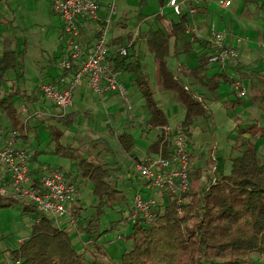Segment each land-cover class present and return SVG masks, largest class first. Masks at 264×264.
<instances>
[{
  "label": "trees",
  "instance_id": "obj_1",
  "mask_svg": "<svg viewBox=\"0 0 264 264\" xmlns=\"http://www.w3.org/2000/svg\"><path fill=\"white\" fill-rule=\"evenodd\" d=\"M244 1L246 5L254 3L264 10V0ZM190 24V13L182 12L168 28L151 26L138 33L144 37L147 48L153 55L162 86L175 93L185 107L183 118L175 126L191 135L195 118L207 115V108L204 99L191 90L185 77H198L201 83L213 91L220 86L222 79L219 76L228 81L233 79L224 70L206 77L211 63L210 39L197 35L194 39L200 41L203 51L207 49L204 52L200 50V63L192 67L182 62L177 72L170 67L173 36H185V48L192 47V41L186 34ZM133 36L132 31L111 35L109 57L117 69L130 73L129 88L133 87L141 92L149 114L146 119L147 129L158 128V133L148 145V152H162L168 156L175 131H167L164 127L170 124L169 117L155 95ZM126 42H130V46L124 54L118 50V46ZM24 55V49H4L0 56V81L6 78L10 69H24ZM78 65L79 62H73L74 68ZM237 69L242 78L249 77L238 65ZM70 72L71 70H65V73ZM261 78L264 82V74ZM36 91L43 94L40 86L31 93L20 87L12 88L6 96L0 97V111L12 117L17 116L18 107L14 98L23 95L26 101ZM242 96L233 98L229 105L243 103L245 99ZM260 99L264 102V85ZM80 115H90V110H68L64 115H59L58 119L70 126ZM132 124L128 123V129L116 133L127 152H133L135 148V134L130 130ZM237 127V145L240 153L231 158L229 171L221 170L208 184L196 187V181L201 177V169L199 166L192 167L191 162L190 184L181 201L177 195L167 192L166 201L159 203L153 219L147 220L138 215L131 221L130 232L126 236L132 239V244L123 250L119 264H253L256 263L252 258L254 252L264 255V158L261 157L256 144V140L264 136V128L257 134L258 129L262 127L257 128L256 123L246 126L237 123ZM63 133L60 127L53 126L51 140L55 141L54 152L71 156L73 151H77V147L62 142ZM78 157V174L93 182V192L98 197L95 216L85 225L86 230L95 234L97 239L100 235L117 229L118 219L111 220L110 226H103L101 216L107 207L113 206L119 199H127V196L123 188L116 186L111 180L115 171L107 160L96 161L88 155ZM65 173L72 175L67 170ZM14 203H20L23 211L37 212L38 217L32 223L30 236L10 252L11 258H21L20 264L98 263L99 254L93 253L94 259H88L86 253L76 247L69 231L58 226L52 217L36 204L11 194H0V206H10ZM80 209V205L74 204L76 217ZM129 209L133 210L134 205L131 204ZM95 245L100 251V244ZM100 256H104V253H100Z\"/></svg>",
  "mask_w": 264,
  "mask_h": 264
},
{
  "label": "rangeland",
  "instance_id": "obj_2",
  "mask_svg": "<svg viewBox=\"0 0 264 264\" xmlns=\"http://www.w3.org/2000/svg\"><path fill=\"white\" fill-rule=\"evenodd\" d=\"M114 1L118 5V10L112 14L110 35H117V32L122 29L118 24L120 19H122V25L125 24V22H123L125 21L124 19L127 20V29H137L138 17L141 13L148 16L143 27L150 25L152 21H154V25L163 26L166 23L164 21L166 17L163 16L164 14L159 13L162 6H164L166 16H171L174 19L177 18L172 8L163 5L161 0ZM207 1V6L212 10V14L211 12L204 14L199 11L191 14V16H193L199 26L208 25V28H212L213 26L215 28L225 27L229 31L227 36L232 40L235 37H240L239 49L244 50V52L249 49V53H240L239 63L237 65L240 69L244 67L245 70L243 72H247L249 77L242 78L237 66H233L229 71V75L233 80L228 81L225 80L223 76H219L222 81L216 91L208 89L206 85L201 83L198 77H185L191 90L196 94L202 95L200 96L204 99L207 108V115H201L195 118L191 135L189 134L192 137L191 146L189 147L190 168L192 162V167L199 166L201 169V177L196 181V187L208 184L211 178L216 176V173H220L221 170L229 171L231 158L240 153L239 146L237 145L239 141L237 140L239 134L238 127L236 126L237 118L242 119V122H238L239 125L246 126L250 123H256L257 128L262 127L260 130L258 129L257 134L264 128V102L260 99V92L264 85L260 77L264 74V10L261 7H257L254 3L246 5L244 0H232L231 5L227 7L221 5V1L223 0ZM15 2V9H17L15 24H20L24 28L14 27L13 31L19 41L20 47H27L29 50L25 74L19 77L20 80H18L17 77L13 80L15 87H18L27 85V81H31L30 83L37 81L41 72L46 74L54 71V62L56 64L57 61L52 58L54 50L50 46L47 47L46 35L47 28L49 27L48 18L50 17L52 21H55L58 20L59 17L56 13L50 11L46 1L43 2L40 0L37 2V4H39V14H33L35 11L32 7L35 3L34 0H15ZM205 2L206 0H202L201 2L200 0H186V3L182 7L185 9L190 5H196V3L202 5V3ZM4 6L9 8L8 4ZM198 9L200 10L201 8L198 7ZM104 10L105 8L103 7L101 12H104ZM221 16H223V20ZM229 29H231V31ZM84 33L90 34L88 26L85 28ZM133 34L135 35L133 40H136L139 54L145 65L155 95L161 106L165 109L170 123L172 126H175L176 123L183 118L185 107L175 93L162 86L158 77L155 60L152 53L147 48L144 37L138 32H133ZM178 39L179 40L175 39L173 36L172 49L169 56V65L176 72L179 64L182 62L188 66H197L200 63V52L207 50L205 48L203 51L200 43H193L191 48L186 49L185 36ZM125 44H130V42L120 45ZM42 47L48 49V54L52 58V63L47 58L48 56L43 57L41 55ZM240 59L245 61L247 63L246 65L249 66L243 65ZM215 67L223 69L222 66L211 62L206 77L214 72ZM11 71L16 75V70ZM17 72L18 74L22 73L20 69H17ZM235 79L243 81L247 91L246 94L243 96L241 95L245 99L243 103L230 106L229 102L233 98L240 96V89L233 86ZM5 85L6 88L11 87L7 82ZM129 90L134 95L135 90L137 91L136 97L131 98L133 110L136 112L133 119H129L131 109L126 107L125 102L120 96L116 97V100L108 105H104L101 101L98 103L96 102L94 106V116L93 114L92 116L80 115L70 126L61 122L56 112L50 113L44 108H32V106L29 108L28 104H26V106L30 111L36 109L44 110L45 117H28L29 119L26 121L24 119L25 117H16L13 119V126L19 132H28L34 145L41 149L39 155L41 161L52 163V165L61 164L64 170L69 171L75 177L78 189H80V200H82L86 206L84 207L79 203L81 209L77 214V221L73 226L80 223L83 232L87 234H89V232L86 230L85 225L91 217L95 216V206L98 197L93 192V182L83 177L81 174H78L76 165V161L79 158L78 156L88 155L91 159L96 161L99 159L107 160L110 167L115 171L111 180L116 186L123 188L127 196V199H119L113 203V206L107 207L106 212L101 216L102 225L110 226L111 220L116 219L119 220V224L131 225L128 214L132 212L129 208L131 204H134V194L138 191L137 183H139V177L134 176L131 178L128 171L136 170L138 161L141 158L139 156L130 158L131 152H127L126 149L122 147L116 133L122 129H128V123H133L130 129L135 134V148L133 152L136 151L140 153V155L144 154L149 142H151L154 135L158 133V131L151 132L149 138L144 136L143 133L147 130V127H144L145 117L149 115L147 106L139 90L133 87H130ZM82 93V97L84 98L89 96V90L85 89ZM20 98L21 97H17L15 99L16 103ZM3 114L7 116L4 111H0V118ZM111 123L114 124V126H109ZM2 124L3 122L1 123L0 121V130L4 127ZM54 125L60 127L64 132L61 137L62 142L77 147V151H73L71 156H65L54 152L55 141L51 140V130ZM256 144L259 148L261 157L264 158V136L258 138ZM214 154H217V163ZM160 201L165 202L166 196L164 195L163 199L160 197ZM37 215V212L23 211L20 203H14L10 206H0V250L10 253L12 249L19 247L21 241L30 236L32 223ZM130 228L129 226L128 232H130ZM119 230L112 229L100 235L99 239H97L98 244L101 246V252L96 249V246L91 245V247L85 251L87 258L93 260V253H95L99 254L97 255L99 256L97 264H119L121 253L126 247L132 244V239L130 237L119 236ZM120 231L125 230L121 228ZM69 233L74 244L77 245L74 231H70ZM102 252L104 256H100ZM252 258L256 261V263L253 264H264V255L254 252ZM109 259L111 261H109Z\"/></svg>",
  "mask_w": 264,
  "mask_h": 264
},
{
  "label": "built area",
  "instance_id": "obj_3",
  "mask_svg": "<svg viewBox=\"0 0 264 264\" xmlns=\"http://www.w3.org/2000/svg\"><path fill=\"white\" fill-rule=\"evenodd\" d=\"M184 0H168L167 5L175 13H182ZM232 0H223L221 5L227 7ZM108 15L100 14V0H52L51 6L63 20L62 37L64 55L60 59V74L56 78L43 79L40 88L46 98L55 106L58 115H64L74 102V90L82 80L91 87L99 98L108 93L118 94L128 109H132L129 85L122 76V70L115 67L110 59V32L112 13L117 5L109 4ZM197 11V6L188 8V13ZM164 14V9L159 11ZM97 22L91 44L82 40V25L84 21ZM227 28L211 30L210 61L223 68L237 66L239 63L238 41H232L227 36ZM137 33V32H136ZM135 35L133 36V38ZM130 44L118 46V50L126 54ZM79 62L74 68L73 62ZM65 70H71L65 73ZM233 86L239 88L240 95L246 94L247 88L240 79H235ZM201 98V97H200ZM26 117L44 115V110L30 111L22 107ZM54 112V113H55ZM165 129L174 130L169 155L153 153L138 161L137 169L146 182L145 190L139 189L134 194V209L128 214L131 221L141 215L144 219H153L155 209L163 196L171 192L182 200L183 193L190 184V154L192 137L183 129L167 124ZM20 132L11 130L0 133V194H11L36 204L47 212L55 223L61 227L62 218L67 217L70 224L77 221L73 204L78 195V186L73 175L68 176L64 169L51 164L32 165V152L20 140ZM216 163L217 154H214ZM215 179V176H214ZM21 258H0V264H20Z\"/></svg>",
  "mask_w": 264,
  "mask_h": 264
},
{
  "label": "crops",
  "instance_id": "obj_4",
  "mask_svg": "<svg viewBox=\"0 0 264 264\" xmlns=\"http://www.w3.org/2000/svg\"><path fill=\"white\" fill-rule=\"evenodd\" d=\"M13 1V2H12ZM35 3L33 4V10H35L33 12V14H39V10H38V6L39 4H37V2H39L40 0H34ZM41 1H46L49 5V9L50 11L54 12L53 9H52V6H51V3H52V0H41ZM111 1H114V0H100L101 2V7H100V14L105 16V15H108L109 13V4ZM162 1V4L163 5H167V1L168 0H161ZM202 0H200L201 2ZM12 2V4H11ZM115 2V1H114ZM15 0H0V56L2 55L4 49L6 47H12V48H16L18 51L24 49L25 50V55H24V69L23 68H20V67H16L14 69H10L7 74H6V78H4L3 80L0 81V97H4L7 95L8 91L11 90L12 88H16L15 85H14V79L15 77L19 79L20 76H22L23 74H25V70H26V67H27V56L29 54V50L27 47H24V48H21L20 45H19V41L16 37V35L14 34V27L16 28H24L22 25L20 24H15V21H16V18H17V9H15ZM116 3V2H115ZM186 3V0H184L182 6ZM9 5V8H7L6 6L4 5ZM208 4V1L206 0L205 3H202V5H200L199 3H196V5H190L189 7L191 6H197V11L196 12H203L204 14H207L209 12H211L212 14V10L209 9V7L207 6ZM117 5V3H116ZM168 6V5H167ZM105 8L104 12H101L102 8ZM170 7V6H169ZM183 8L182 7V10L183 12H188V8ZM198 7H200L201 9L199 10ZM162 8L164 9V6H162ZM118 10V5H117V8L115 10V12ZM113 12V13H115ZM174 12V11H173ZM195 12V13H196ZM56 13V12H54ZM112 13V14H113ZM160 13V12H159ZM175 13V12H174ZM59 17L58 20H55V21H52L51 18L49 17L48 20H49V27L47 28V47H51L54 51L52 53V58L53 60L57 61V63L55 64L54 62V71H51L49 73H46V74H43L42 72L40 73V76L38 78L37 81H34L32 83H30L31 81H27V85L25 86H18L22 89H25L27 90L28 93H31L32 91L36 90V87H39L40 86V82L43 80V79H48V78H56L60 72H61V69H60V66H59V62H60V59L62 58V56L64 55V42H63V37H62V29H63V20H62V17L56 13ZM161 14V13H160ZM177 15V18L174 19L173 17H168L166 16L165 14V11H164V17L165 18V24L163 25V27L165 25V28H168L172 21L174 20H177L179 15L181 14H178V13H175ZM147 15H144V14H140L139 17H138V27L137 29L135 30H129L127 29V20L124 19L125 21V24H121V21L122 19H120L118 22V24L120 25V27L122 28L120 31L117 32V34H120L122 32H128V31H132V32H140V30H146L148 29L149 27L151 26H162V25H154V21H152L150 23V25H147L146 27H143L144 25V22L145 20L147 19ZM190 17H191V24L189 25V27L187 28V31H186V34L188 35L187 37L192 41V46H193V43H200V41H197L195 40V36H200L201 38H207L209 39L210 35H211V30L213 29L212 28H208V25L206 26H199L198 23H196V20L193 18V16H191L190 14ZM222 20H223V16H221ZM193 25V26H192ZM87 26L89 27V32L90 34H85V28H87ZM96 26H97V22L93 20H87V21H84L83 22V25H82V40L86 43V44H91L92 43V39L94 37V31L96 29ZM12 30V31H11ZM228 30V29H227ZM231 31V29H229ZM19 37H22V36H19ZM175 37V36H174ZM236 38L235 37L233 40L229 37V39H231L232 41H236ZM21 39V38H20ZM173 39V37H172ZM171 39V40H172ZM175 39L179 40L178 38L175 37ZM25 42H26V39H25ZM238 45H239V41L237 42ZM201 44V43H200ZM202 45V44H201ZM203 47V45H202ZM240 50V53L243 54L244 50ZM55 52V53H54ZM249 53V49L248 50H245L244 53ZM46 54V55H45ZM43 57L45 56H48L47 58L49 59V61L52 63V58L51 56L48 54V49L45 48V47H42V54H41ZM40 60V59H39ZM241 63H243V65L247 64L245 61L241 60ZM245 62V63H244ZM58 64V65H57ZM242 65V64H241ZM246 66H249V65H246ZM251 67V66H250ZM233 67H227V68H224V69H220V68H217L215 67L214 68V72H218V71H222L224 70L227 74H229V71L232 69ZM17 69L21 70V74H18L17 72ZM243 71L245 70V68H241ZM11 70H16V75L15 73H13ZM247 70V68H246ZM212 73V74H213ZM15 75V76H14ZM122 76L123 78L126 80V82L128 83V85L130 86V73L127 72V71H123L122 72ZM261 77V76H260ZM7 82V84H10L9 86L11 87H8L6 88V85L5 83ZM89 90V96H86V98L82 97L83 93L82 91L83 90ZM131 96L132 97H136L137 95V91L135 90V95L132 94L130 92ZM198 95H201V94H198ZM119 95L118 94H115V93H108L104 98H99L96 96V94L92 91L91 87L89 86V84L86 82V80H82L80 82V84H78V86L75 88L74 90V102H73V105L69 108V110H72V109H78V110H85V109H88L90 110V116H94V106L96 105V102L98 103L99 101H101L102 103H104V105H108V104H111L114 100H116V97H118ZM202 96V95H201ZM17 97H21L19 99V101L16 103L15 99ZM14 101H15V104L17 105L18 107V114L17 116L15 117H12L10 116L9 114H7V116H5L4 114L1 116L0 118V121L1 123L3 122V129L0 130V133L1 134H5L6 132L8 131H11V130H17L14 126H13V119L14 118H24L25 121L28 120L29 118H33V117H45V115L43 116H30L29 118L26 117V114L23 113L22 111V107L23 106H26V104H28V107L30 108L32 106V108H44L47 110V112L49 111L50 113H54L55 112V106L53 105L52 101L48 98H46L44 96V94H41L40 92H34L31 96L28 97V99L25 101L23 95H18L14 98ZM27 102V103H26ZM250 106V105H249ZM27 107V106H26ZM27 107V108H28ZM28 108V109H29ZM134 108L131 109V115H130V118L129 119H133L134 117V114L136 112H134L133 110ZM30 110V109H29ZM45 112V111H44ZM45 114V113H44ZM146 119L147 117H145V124H146ZM238 122H242V119L241 118H237L236 119V126H237V123ZM144 124V127H146V125ZM171 124V123H170ZM172 125V124H171ZM109 126H114V124H110ZM155 131H158V128L156 129H152V130H145V132L143 133L145 137H148L149 138V134L151 132H155ZM195 131V130H194ZM20 140L22 142H24L31 150L32 152V165L34 167L40 165V164H51L52 163H46V162H43L39 159V155L41 153V149L37 146L34 145V143L31 141L30 139V135L28 132L26 133H23V132H20ZM155 136V135H154ZM150 143V142H149ZM150 153L148 152V146H147V149L145 150L144 154L143 155H140V153L138 152H131L130 153V158L131 157H135V156H139L140 158H144L145 156L149 155ZM55 166H59L63 169V166L60 164V165H55ZM138 172V173H137ZM130 177H139V183H137L138 185V190L141 189V190H145L146 192V189H147V186H146V182L145 180H143L139 170L136 168V170H130L128 171ZM81 197H80V189H78V195H77V198L74 202V204H78L80 205L79 203H81L82 206H86L82 200H80ZM73 204V205H74ZM80 205V206H81ZM127 214V212H126ZM38 215L34 218L37 219ZM129 226L130 225H127V224H119V226L117 227V229L121 230V228H123L125 231H120L119 230V236L122 235V237L126 236L127 233H128V229H129ZM62 228H65L67 230H69V232L71 231H74V234L76 236V239H77V245L76 247L82 251H86L89 247H91V245H94L96 246L95 244L97 243L98 244V239H95L96 235L95 234H87L85 232H83V229H82V225L79 223L78 225L76 224V226H73L69 223L68 221V218L67 217H63L62 218V225H61ZM122 254V253H121ZM11 255L10 253L8 252H5L3 250H0V258H10ZM109 261H111L109 259Z\"/></svg>",
  "mask_w": 264,
  "mask_h": 264
}]
</instances>
